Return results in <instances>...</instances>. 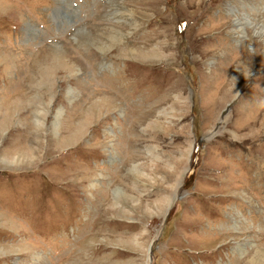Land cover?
Instances as JSON below:
<instances>
[{
    "label": "rangeland",
    "instance_id": "1",
    "mask_svg": "<svg viewBox=\"0 0 264 264\" xmlns=\"http://www.w3.org/2000/svg\"><path fill=\"white\" fill-rule=\"evenodd\" d=\"M262 21L0 0V264H264Z\"/></svg>",
    "mask_w": 264,
    "mask_h": 264
},
{
    "label": "bare ground",
    "instance_id": "2",
    "mask_svg": "<svg viewBox=\"0 0 264 264\" xmlns=\"http://www.w3.org/2000/svg\"><path fill=\"white\" fill-rule=\"evenodd\" d=\"M226 6H227V4H226ZM231 6H232V5H231ZM243 11H244V10H243ZM241 13H242V12H241ZM244 15H245V16H242V17L237 18V17H236V11H234V15H233V17H236L235 20H238V21H240V18H241V19H245V20H247V21H249V22H253V21H254V20L252 21V20L250 19V17H249L250 15H247V14H244ZM256 24H258L257 26L260 25V27H259L258 29L261 28L262 31L264 32V26H263V25H264V21H262V22H260V23H257V22H256ZM261 35H262V34H261Z\"/></svg>",
    "mask_w": 264,
    "mask_h": 264
},
{
    "label": "trees",
    "instance_id": "3",
    "mask_svg": "<svg viewBox=\"0 0 264 264\" xmlns=\"http://www.w3.org/2000/svg\"><path fill=\"white\" fill-rule=\"evenodd\" d=\"M190 175H191V174H190V172H189V174L187 175V178H189V177H190Z\"/></svg>",
    "mask_w": 264,
    "mask_h": 264
}]
</instances>
